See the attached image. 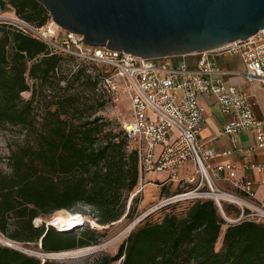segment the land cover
Segmentation results:
<instances>
[{"label": "trees", "instance_id": "16d2710c", "mask_svg": "<svg viewBox=\"0 0 264 264\" xmlns=\"http://www.w3.org/2000/svg\"><path fill=\"white\" fill-rule=\"evenodd\" d=\"M8 4L36 27L53 20L38 0H0L2 8ZM63 53L16 22L0 19V128L16 132L9 154L0 156V231L24 244L40 243L45 255L97 245L104 236L88 220L69 230L48 224L57 211L91 214L98 223L111 224L136 208V195L128 210L127 205L140 181L138 153L124 129L107 130L95 115L107 102L99 84L111 72L95 66L93 74L85 63L66 70ZM39 84L57 85L45 105L36 104ZM26 90L32 92L29 99L22 95ZM166 183L172 181L161 185ZM178 184L180 191L190 186ZM187 200L185 212H165L157 221L149 213L117 253L101 252L84 264L119 259L120 264H264V221H228L226 216L238 218L241 209L226 200L222 208L214 198ZM38 217L41 225L34 222ZM0 264L73 263L0 243Z\"/></svg>", "mask_w": 264, "mask_h": 264}, {"label": "built area", "instance_id": "2783aa9c", "mask_svg": "<svg viewBox=\"0 0 264 264\" xmlns=\"http://www.w3.org/2000/svg\"><path fill=\"white\" fill-rule=\"evenodd\" d=\"M13 19L24 31L59 51L111 66L123 81L131 115L122 127L137 150L140 169V181L131 198L144 190L145 177L150 172H167L166 180L190 184L189 188L159 200L144 216L169 203L206 197L214 198L221 208L222 200L240 207L238 218L226 216L230 222L243 218L264 221V160H226L236 152L248 156L257 148H264V116L256 112V94L243 86L264 85V27L246 38L212 49L146 57L89 45L82 35L65 29V39L60 44L50 30L56 25L53 20L36 27L21 18ZM234 56L239 58L240 67L231 62ZM28 81L32 84L34 80L28 77ZM106 81L108 91H112L116 85L110 75L103 78ZM61 84L66 81L62 79ZM202 96L216 98L221 110L232 116L221 134L229 136L235 145L215 149L200 139L206 119ZM242 133L251 134L253 142L241 144L238 138ZM250 171L259 172L260 190ZM218 182L227 183L230 188L224 189Z\"/></svg>", "mask_w": 264, "mask_h": 264}, {"label": "water", "instance_id": "95a60500", "mask_svg": "<svg viewBox=\"0 0 264 264\" xmlns=\"http://www.w3.org/2000/svg\"><path fill=\"white\" fill-rule=\"evenodd\" d=\"M38 1L87 44L146 57L212 49L264 27V0Z\"/></svg>", "mask_w": 264, "mask_h": 264}, {"label": "rangeland", "instance_id": "374dc122", "mask_svg": "<svg viewBox=\"0 0 264 264\" xmlns=\"http://www.w3.org/2000/svg\"><path fill=\"white\" fill-rule=\"evenodd\" d=\"M13 18H19V17L16 16L15 11L12 9V7L9 4L6 5V7L4 8L0 6V19H6L16 22ZM51 30L52 32H55L53 36L54 39L57 40L58 43L63 44V40L65 39L64 29L60 27L58 24H56L54 26H51ZM63 55L65 57L63 63H64V68L66 70H68L69 68L75 69L77 68L78 65L85 63L88 64V67L90 68L89 70L92 71L93 74L95 72L94 71L95 66H99L105 71L111 72L110 77L112 81L115 83L116 87L113 88L112 91H108L107 86L109 83L107 81L103 82L102 79V81L99 84L98 92L104 95L107 102L102 108H100L95 113V115L100 116L101 120H103V122L106 123L105 126L107 130L111 129L114 132H118L119 130H121L123 128L122 127L123 122L127 120L131 115L130 103L123 87V81L114 74V70L111 69V66L109 65L88 62L87 60H84L81 57H78L70 52H64ZM231 62L234 65H237L239 67L241 66V63L237 56L232 57ZM237 80H241V78H238ZM49 89L51 91H49ZM245 89L249 92H254L258 98V101L260 102V105H262V103L264 105V85L259 86L258 84H253L247 86ZM36 90H37L36 104L45 105L47 101L52 99L51 96L57 90V85L49 84L46 85L45 87H42L39 84L36 87ZM22 95L24 98L29 99L32 96V92L31 90H26L22 92ZM209 113L212 114L211 116L214 120L218 121L219 123L222 122V115L219 112L217 105L211 106L209 108ZM15 138H16V132L12 131V129L0 128V156H7L9 154L10 146L14 143ZM129 147L131 148L132 146L129 145ZM166 176H167V172H150L147 174V176L145 177V181H146L145 188L142 192L136 195L138 196V201L136 203L134 202L136 208L134 210L132 209V213L130 215L126 216V214H124L120 219L112 222L111 224L104 225L105 226V227L103 226L104 228H101L100 226L95 225L91 223V221H89L91 227H95V228L98 227V230L104 234L101 243L97 244L96 246L105 244L104 246L97 247L95 251H93L92 253H86V254L78 253L77 255L64 257L62 259L59 258H53V259L59 261H67L73 264H84L86 262H91L101 252H106L110 254L117 253L121 243L127 238L130 231L141 220L140 218H143L142 216H144L148 210H150L163 197L168 196L170 194L171 195L175 194L177 192H180V190H182L180 188L181 185L178 184L177 181H172L171 184L168 185V183H166L164 186H162L161 182L163 180L170 182L168 181V179L167 180L165 179ZM219 185L224 189L230 188V185L224 182H220ZM129 203H133L131 196L128 200L127 210L129 207ZM187 204H188V200L180 201L178 203L172 204L167 208L165 207L158 208L153 212H151L148 218L153 221H157L163 217L165 212L183 213L187 209ZM84 207L88 210L87 206ZM65 211H69V210L66 209ZM52 217L50 219H52ZM86 217L93 218L91 214L90 215L88 214ZM50 219H48V224L50 223L49 221ZM42 220L43 219H40L38 221V219L36 218L34 222L35 224L41 225L43 222ZM222 238H223V234H221L220 239L216 244L217 249L221 247ZM9 241L13 242L11 246L20 248L22 250H27L29 253H33L41 256H47L45 255V252L42 250L40 243L36 244L35 242H30L29 244H24L23 242H18L16 240L11 239L10 237L6 236L3 232L0 231V243L9 245L8 244ZM119 260L114 261L113 264H118Z\"/></svg>", "mask_w": 264, "mask_h": 264}, {"label": "crops", "instance_id": "0c3cea01", "mask_svg": "<svg viewBox=\"0 0 264 264\" xmlns=\"http://www.w3.org/2000/svg\"><path fill=\"white\" fill-rule=\"evenodd\" d=\"M253 84H258L259 86H263L259 83H253ZM253 84H245L244 89L247 86H250ZM256 98H257V96H256ZM200 101L206 108V112H205L206 119L204 122L203 130L200 134V139L202 141L206 142L210 147L215 148V149H223V148L235 145L234 140H232L229 136L221 134V131H222L225 123L227 121H229L232 116L230 114L224 113L221 110V106H220L219 102L214 97L209 98L206 96H202L200 98ZM215 105H217L219 112L222 115V122L221 123L214 120L211 116L212 114L209 113V108L211 106H215ZM256 112L258 115L264 116V105H263V103H262V105H260L258 98H257ZM238 140L242 144V143H251V142H253L254 139H253V136H251V134L242 133L239 135ZM245 158H250L252 160H259V161L264 160V148H257V150L255 152H253L252 154H249L248 156H246L245 153H237L236 152V153H233L230 156L226 157V160H229V161L233 160V161L240 162V161L244 160ZM250 175L257 181L255 186L258 190H260V186H259L260 174H259V172L250 171Z\"/></svg>", "mask_w": 264, "mask_h": 264}, {"label": "bare ground", "instance_id": "6f19581e", "mask_svg": "<svg viewBox=\"0 0 264 264\" xmlns=\"http://www.w3.org/2000/svg\"><path fill=\"white\" fill-rule=\"evenodd\" d=\"M50 30H51V27H50ZM51 32H52V30H51ZM65 210L61 209V210L57 211V213L52 217V219L49 220L50 223L58 226L59 229L69 230V229L76 227L79 223H81L83 221L85 222L87 220L91 221V223L98 225L100 227L104 226L103 224L98 223L95 219L88 218L84 214H81L80 212H71V211H65ZM37 219L39 221L41 218L38 217ZM12 243L13 242H11V244ZM97 247L98 246H96V245H90V246H85V247H81L78 249L63 250L60 252L49 253V255H51L55 258L62 259L64 257H70L73 255H77L78 253H83V254L92 253L93 251H95V249Z\"/></svg>", "mask_w": 264, "mask_h": 264}]
</instances>
